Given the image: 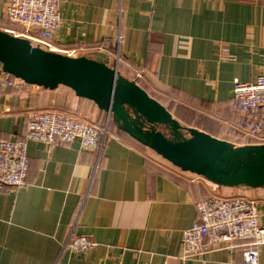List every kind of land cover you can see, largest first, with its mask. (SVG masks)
<instances>
[{
	"label": "crops",
	"instance_id": "1",
	"mask_svg": "<svg viewBox=\"0 0 264 264\" xmlns=\"http://www.w3.org/2000/svg\"><path fill=\"white\" fill-rule=\"evenodd\" d=\"M6 2L0 0V29ZM58 10L59 46L114 65L182 124L237 136L234 81L264 72V0H58ZM42 109L107 119L65 85L32 84L0 90V137L17 139L29 114ZM27 154L26 185L0 189V264H244L240 249L181 257L196 202L212 193L256 200L264 225V187H214L113 121L97 148L29 141ZM76 235L97 244L72 251L68 241Z\"/></svg>",
	"mask_w": 264,
	"mask_h": 264
},
{
	"label": "built area",
	"instance_id": "2",
	"mask_svg": "<svg viewBox=\"0 0 264 264\" xmlns=\"http://www.w3.org/2000/svg\"><path fill=\"white\" fill-rule=\"evenodd\" d=\"M4 13L9 22L19 27H6L4 30L51 51L69 55L75 52V49L59 46L55 40L62 23L58 0H7ZM30 85L13 75H0V89ZM231 101L233 110L241 117L236 126L256 140L252 143H264V72L256 74L249 81L236 79ZM111 129L112 118L109 114L105 122H100L60 109L33 111L17 139L0 137V189H20L26 185L29 141L65 144L79 140L83 148H97L105 143ZM196 207L197 220L182 233V258L197 259L217 250L240 249L244 264H260L264 225L256 200L243 195L212 193L198 200ZM96 244L88 235H76L68 241L70 249L75 252L90 251ZM102 264L124 263L106 260Z\"/></svg>",
	"mask_w": 264,
	"mask_h": 264
},
{
	"label": "water",
	"instance_id": "3",
	"mask_svg": "<svg viewBox=\"0 0 264 264\" xmlns=\"http://www.w3.org/2000/svg\"><path fill=\"white\" fill-rule=\"evenodd\" d=\"M0 75L48 89L65 85L122 131L184 171L229 187H264V143L235 145L182 124L136 80L100 57L69 55L0 29Z\"/></svg>",
	"mask_w": 264,
	"mask_h": 264
},
{
	"label": "trees",
	"instance_id": "4",
	"mask_svg": "<svg viewBox=\"0 0 264 264\" xmlns=\"http://www.w3.org/2000/svg\"><path fill=\"white\" fill-rule=\"evenodd\" d=\"M2 27L6 28V27H14V28H19L18 25H15V24H12L11 22L8 21V19L6 18L5 14H4V19L2 20ZM3 28V29H4ZM0 66H1V62H0ZM11 75V74H10ZM16 90L15 87H12V86H8V87H5V88H1L0 90H3V91H8V90ZM181 107V106H179ZM107 114V113H106ZM108 115V114H107ZM241 119L240 115H239V119L238 121ZM237 121V122H238ZM236 135L238 137H240L241 139L245 140L244 143H252V142H255L256 140L254 138H252L250 135H247L245 134L243 131H241L237 126H236ZM23 133V132H22ZM21 133V134H22ZM128 134V133H127ZM132 137V136H131Z\"/></svg>",
	"mask_w": 264,
	"mask_h": 264
},
{
	"label": "rangeland",
	"instance_id": "5",
	"mask_svg": "<svg viewBox=\"0 0 264 264\" xmlns=\"http://www.w3.org/2000/svg\"><path fill=\"white\" fill-rule=\"evenodd\" d=\"M1 27H2V26H1ZM3 28H4V27H3ZM3 30H4V29H3ZM166 102H169V100H167ZM171 106H172L173 109H177V108H178V106H177L174 102L171 104ZM186 110H187V109H186ZM186 110L183 109L184 112H186ZM191 115L194 116V117H198V116H196V115H194V114H192V113H191ZM79 116L82 117V118H85V119H86V117L83 116V115H81V114H79ZM87 119H88V118H87ZM102 122H103V121H102ZM220 138H224V139L231 140V141L235 142L236 144H243L242 142H245V140L241 139L240 137L237 138V136L235 137V136H232L231 134H225V137H224L223 135H221Z\"/></svg>",
	"mask_w": 264,
	"mask_h": 264
}]
</instances>
